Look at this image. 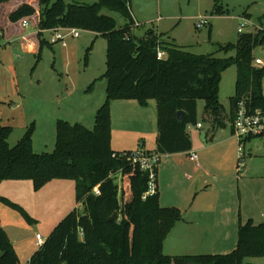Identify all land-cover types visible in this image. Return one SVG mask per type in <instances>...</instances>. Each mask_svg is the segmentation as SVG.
Segmentation results:
<instances>
[{
  "label": "trees",
  "instance_id": "obj_1",
  "mask_svg": "<svg viewBox=\"0 0 264 264\" xmlns=\"http://www.w3.org/2000/svg\"><path fill=\"white\" fill-rule=\"evenodd\" d=\"M7 1L0 0V4ZM39 3L44 6L37 25L40 48L43 31L60 27L107 37V85L106 100L96 112L94 128L58 119L52 152L35 151L30 131L11 145L13 127L0 123V181L29 179L38 190L52 179L77 180V206L53 228L27 264H173V256L164 252L163 241L182 218V210L163 207L158 188L144 197L149 172L126 157V151L112 148L110 104L112 100L134 99L146 105L149 99H155L158 135L154 153L160 156L191 151L188 126L199 123L197 100L205 99L206 108L220 119L225 106L219 100V85L223 72L232 64L237 66V79L231 98V121L240 101L252 110H264V65L254 61V49L264 44V30L241 33L236 41L219 44L218 51L225 56L218 57L189 51L153 29L137 35L131 0ZM111 12L130 19L131 24L119 26ZM35 13L32 4L23 2L8 14V19L17 22ZM3 34L0 25V47L4 45ZM159 49L166 52L165 58H157ZM180 110L185 112L181 120L177 117ZM115 173L121 174V191ZM0 199L32 218L19 204L2 195ZM116 210L120 219L109 222ZM0 252V264H21L2 226ZM255 254H264V222L244 223L239 218L238 242L231 252L185 258L202 264H253L246 259Z\"/></svg>",
  "mask_w": 264,
  "mask_h": 264
},
{
  "label": "rangeland",
  "instance_id": "obj_2",
  "mask_svg": "<svg viewBox=\"0 0 264 264\" xmlns=\"http://www.w3.org/2000/svg\"><path fill=\"white\" fill-rule=\"evenodd\" d=\"M54 1L56 0H51V4ZM65 1L90 4L97 0ZM22 2L30 3L36 8L35 14L27 16V27L22 25V20L12 22L8 19L9 11ZM43 7L39 0H8L0 4V24L4 28L1 39L4 45L0 47V123L13 127L9 138L11 145H15L30 131L35 151L52 152L56 144L57 119L66 120L70 116L72 124L80 121L78 119L85 122L92 114L94 103L102 97L105 99L107 81L104 74L107 69L108 40L106 36L80 29V37L67 35L66 44L63 45V41L51 42L52 33L45 30L41 48L36 52L25 51L24 46H19L21 38H35L30 32L39 30L36 25ZM131 8L138 20L133 28L137 35H143L146 30L153 29L197 54L212 53L218 57L225 56L223 52L218 51L219 44L234 42L241 33L264 30V0H131ZM111 14L119 26L131 24L130 19L119 13ZM200 17H208L209 24L198 26ZM239 28L243 31L239 32ZM36 36L39 39V36ZM254 53L264 56V45H258ZM236 79L237 66L232 64L223 72L218 91L219 100L228 115L231 98L236 90ZM262 82L264 92V75ZM116 101L120 102L111 109L112 148L119 152H136L140 143L145 140L147 149L154 153L158 135L156 100L149 99L146 105H141L134 99ZM197 114L198 120L204 124L206 130L210 123L206 119L208 114L206 100L203 98L197 100ZM226 122L225 125L217 127L213 144L212 140H207L205 132H200L195 126L190 131L193 143L197 141L198 148L193 151L198 154L201 168L212 175L208 186L216 187L215 190L205 188L207 190L200 194L211 191L210 194L216 200L215 208L224 219L230 217V211L234 214V210H237L242 222L251 220L254 224H260L264 222V136L246 140V157L241 165L238 137L230 134L233 122L229 119ZM87 127L93 129L94 125L88 123ZM229 135L230 139L223 140ZM203 145V149H200ZM182 155L174 157H186ZM180 172L182 176L180 174L179 177L183 180L179 183V178H176L172 187H167L162 196L159 194L161 205L179 208L180 202L176 201L178 191L192 184L186 178L198 177L190 162H187L185 177L182 168ZM113 176L121 191V174L115 173ZM22 181L31 182L29 179L1 182L0 195L22 206L32 218L26 217L23 211L0 199V224L8 230L11 237H25L28 243L34 245L31 240L36 239L37 233L46 238L76 206L77 180L61 179L60 181L67 183V187L62 189L60 197L49 188L35 190L33 183L27 186L26 182ZM179 200L182 201V195ZM234 204L237 205L235 209ZM176 224L177 222L169 232V238L163 241L164 252L173 258L185 256L180 253L181 250L191 249L193 245L198 246L201 241L209 238L199 234L198 230L192 229L186 233L183 225L182 230L178 231ZM190 237H195L196 241H187ZM228 242L229 239L221 241L220 243L224 244L223 251L217 253L226 254L236 248L237 242L233 246ZM35 249L37 250V247ZM20 254V263L27 264V253L21 251ZM246 260L253 264H264V254H255Z\"/></svg>",
  "mask_w": 264,
  "mask_h": 264
},
{
  "label": "crops",
  "instance_id": "obj_3",
  "mask_svg": "<svg viewBox=\"0 0 264 264\" xmlns=\"http://www.w3.org/2000/svg\"><path fill=\"white\" fill-rule=\"evenodd\" d=\"M18 6H16L15 8H17ZM15 8H13V9H15ZM11 11H9V13ZM132 14H133L134 20H136L138 22V20L136 18L137 16H135L134 13H132ZM11 24H13V23H11ZM7 28H8V26H7ZM49 31L52 33V35L54 34V31H51V30H49ZM38 32H39L38 29L35 32H33V31L30 32L31 35H35L34 39L30 38V37L27 38L26 36H25V38L22 37L19 46H21V47L24 46L25 51H35V52L38 51L39 47H40V41H39L38 37L36 36V35H38ZM80 36H81V33H80ZM64 42H65V40H64ZM65 44H66V42H65ZM63 45H64V43H63ZM105 100H106V96H105V99H104V97H102L100 101L98 100L96 103H94V105H93L94 108L92 109V114L88 116V118H87V120H85V122L82 119H78V120L83 121L84 123L83 122H81V123H83L86 126L88 123H93V125H94L96 112L103 105ZM91 102L93 103L94 101L91 100ZM118 102H120V101L112 100L111 109H113L114 105ZM126 102H130V101H126ZM86 109H87V107L85 106V110ZM79 113H83V111H79ZM206 113L208 114L206 119L209 120V123H210L209 126L205 130V127L203 124L201 129H197V128L196 129L202 133L205 132L207 140L210 139L213 141V139L215 138V135L217 134V132H216L217 127L219 125H225L227 123L226 121L228 119L231 120V117H230V115L227 114L226 108L221 113L220 119H216L215 116H213V114H211V112L207 108H206ZM59 119H61V118H59ZM66 120L69 122L72 121L70 116H68ZM57 121H58V119H57ZM80 121H78V122H80ZM226 129H227V127L224 128V131H226ZM230 134L232 136H235L232 126L230 128ZM231 135H229L228 137H225L223 140L230 139ZM144 142H145V140L142 143L144 150L149 151V149H147V147L145 146ZM214 142L215 141H213L212 144ZM196 143H197V141L195 143H193L192 150L193 149L196 150V148H198L196 146ZM200 147H201L200 149H203L204 145L200 146ZM178 154H179V156H183L182 154H184V156H186V157H174ZM164 155H166V154H164ZM176 155H172L171 157L169 156V157H164V158L160 157V165L158 166V170H157V183H156L159 194H160V196H162V192H164L167 187H172L176 183V178H179V183L181 182L180 180H183L179 177V175L181 174L180 169L182 168L183 177H185V173H186L185 169L187 167V162H190L192 167H193V170H195V172L198 173L197 174L198 177L194 178V177L189 176L188 177L189 179L186 178V180H190L192 182V184H189L188 187L186 185L185 187L181 188V190L178 191V193H177L179 195H177L178 198L176 199V201H178V203L180 202V204H178V205H179V208L182 210L183 216L179 221H177L176 226L178 227V231L182 230V225H183L186 228V230H185L186 233H188L189 231H192V229H193V230H198L197 232L201 235L203 234V236H205V237L209 236L208 239H206V240L204 239L203 241H201L198 246L193 245V247L191 248L192 250L184 248L183 250L180 251V253L182 255H185V256H190V255L204 254V253H208L210 251H213L210 253L221 252V251H223L224 244L220 243V242L226 241L227 239L230 240L231 243L230 242H228V243H230L231 246L235 245V243L238 242L237 237H238V232H239V218H241L240 213L237 214V210L236 211L234 210V214H233V212L231 213V211H230V213H229L230 217H228L227 219H224L223 217H221L215 208L216 200L213 199L212 194H210L211 191L209 193H206L208 195H206V194L201 195L200 194V192L201 193L204 192L203 190H207L210 188H212V190L213 189L215 190L216 187L212 186L209 188L208 182L211 180L212 175L209 172L204 171L201 168V164L199 163V157H198V160L191 159L190 151L177 153ZM159 176H160V179H159ZM180 176H182V174ZM60 180L61 179H52L49 182H47L43 186L42 189L49 188V190L52 191L53 193H55V195H57V197H60L62 195L61 194L62 189L65 186L67 187V183H63V181H60ZM3 181H5V180H3ZM3 181H0V183ZM22 182H26L27 186L32 184V181L31 182L30 181H22ZM203 185H205V186H203ZM68 186H70L69 183H68ZM205 188H207V189H205ZM220 190H221V188H220ZM56 191L58 193H56ZM181 195H182V201L179 200V197ZM160 200H161V197H160ZM160 204H161V202H160ZM76 206H77V204H76ZM166 206H168V205H166ZM166 206L164 205L163 207H166ZM70 207H72V204L70 205ZM235 207H237V205L234 204L233 208L235 209ZM237 219H238V221H237ZM0 226H2V225L0 224ZM2 227H4V226H2ZM6 231L8 233V236H9L17 254H18L19 260H20V255H21L20 253L22 251L23 253H27V258L29 257L28 259L26 258L27 263H28V260L30 259L31 255L36 250L35 247L38 248L37 239L33 238L31 240V242L33 241L34 245H31L30 243L27 242L25 237H21V238L15 237L14 238L13 236L11 237L9 235V232L7 229H6ZM167 238H169V235L167 236ZM187 241L195 242L196 239H195V237H190ZM207 246H209V247H207ZM236 246H237V244H236ZM164 250H165V244H164ZM185 256H183V257H185Z\"/></svg>",
  "mask_w": 264,
  "mask_h": 264
},
{
  "label": "built area",
  "instance_id": "obj_4",
  "mask_svg": "<svg viewBox=\"0 0 264 264\" xmlns=\"http://www.w3.org/2000/svg\"><path fill=\"white\" fill-rule=\"evenodd\" d=\"M22 25L27 27L29 25L27 17L21 19ZM198 26H203L209 24L208 17H200ZM54 34L51 37V42L63 41L67 35H73L74 37H79L81 30L72 27H60L52 29ZM67 31L68 33H63ZM243 29L239 28V32ZM264 45V44H263ZM166 56V52L163 49H159L157 53L158 59H163ZM254 61L257 65L264 64V56L255 55ZM234 134L238 137V154L239 160H242L241 165H243V158L246 156V140L250 137L264 136V110L262 109H250L243 101L238 103V107L233 120ZM194 125L188 126V131L190 132ZM197 129L202 128V124L199 122L195 125ZM143 144L140 143V147L136 152H125L124 155L128 157L132 162L138 163L142 170L149 172V188L145 192L144 197L148 195H153L157 190V170L158 163L160 161V156L156 153H150L143 149ZM190 157L193 160H198V154L196 151H190ZM95 192L99 193L98 187H95ZM37 246L44 243L45 237L40 233L36 234Z\"/></svg>",
  "mask_w": 264,
  "mask_h": 264
},
{
  "label": "water",
  "instance_id": "obj_5",
  "mask_svg": "<svg viewBox=\"0 0 264 264\" xmlns=\"http://www.w3.org/2000/svg\"><path fill=\"white\" fill-rule=\"evenodd\" d=\"M185 116V112L183 110H180L178 111L177 113V117L179 120L183 119ZM118 216H119V213L118 211L116 210L112 216H110L108 218V221L109 222H116L118 221ZM2 254V252H0V255ZM173 264H202V263H199V262H196V261H193V260H189L185 257H174L173 258Z\"/></svg>",
  "mask_w": 264,
  "mask_h": 264
}]
</instances>
